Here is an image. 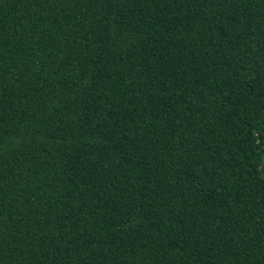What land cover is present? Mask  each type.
<instances>
[{
    "label": "trees",
    "instance_id": "1",
    "mask_svg": "<svg viewBox=\"0 0 264 264\" xmlns=\"http://www.w3.org/2000/svg\"><path fill=\"white\" fill-rule=\"evenodd\" d=\"M0 264H264V0H0Z\"/></svg>",
    "mask_w": 264,
    "mask_h": 264
}]
</instances>
